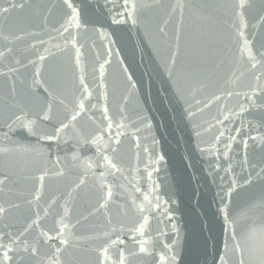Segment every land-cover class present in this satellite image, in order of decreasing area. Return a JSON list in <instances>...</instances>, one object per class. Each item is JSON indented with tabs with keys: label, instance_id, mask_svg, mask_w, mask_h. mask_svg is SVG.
<instances>
[{
	"label": "water",
	"instance_id": "water-1",
	"mask_svg": "<svg viewBox=\"0 0 264 264\" xmlns=\"http://www.w3.org/2000/svg\"><path fill=\"white\" fill-rule=\"evenodd\" d=\"M69 2L0 0V245L12 249L0 264H117L121 249L125 264H161L177 230L179 257L165 264H264V0H210L234 26L220 67L198 81L157 32L176 0L135 24L124 0ZM198 24L186 9L183 30Z\"/></svg>",
	"mask_w": 264,
	"mask_h": 264
},
{
	"label": "snow or ice",
	"instance_id": "snow-or-ice-1",
	"mask_svg": "<svg viewBox=\"0 0 264 264\" xmlns=\"http://www.w3.org/2000/svg\"><path fill=\"white\" fill-rule=\"evenodd\" d=\"M64 3L68 6V8H72V4L69 2V0H64ZM245 0H240V7H244ZM125 5V11L127 12L128 20H131L132 23L137 22V14L142 9H151L155 7H162L161 0H143V3L138 4L137 0H124ZM188 10L189 12L195 14L199 20V24L195 27L189 26L188 30L184 29V17H185V10ZM177 10H179V16H180V27H175L173 25L172 33L170 34L168 30V26L173 23L175 19V15L177 13ZM6 11V10H5ZM217 8L213 5V3L210 2V0H205L204 3H201L198 8H195L194 5L191 4L190 0H176V3L171 5V10L168 11L167 19L163 20L162 25L157 26V32L162 37L165 38L166 43L168 44L169 48L171 49L173 46V37H174V43L176 51L171 52V58L172 63L176 64L177 61H181V72L186 77L192 79L193 81H198L200 77L206 76L210 77L216 69H218L223 62V52L221 45L224 41L228 40L232 36V29L234 26V22H230L227 19H221L217 15ZM73 13L75 14V9H73ZM74 18V16H73ZM262 21H264V17L260 18ZM117 23L122 21H115ZM240 31L238 35H243V28L244 24L241 22L239 25ZM67 31V29H65ZM6 38V37H5ZM16 39H20V37H16ZM183 39V43H181ZM247 45L245 44L242 47V52L246 50ZM10 51V50H9ZM5 53L3 51H0V57H3ZM40 60L45 59L44 56H40ZM250 60H255V57L250 56ZM19 63V61H17ZM31 63V62H30ZM257 62L252 63L251 67L255 68L257 66ZM103 65H100L101 70L103 69ZM9 71H13V69H9ZM102 74V73H101ZM5 75V73L0 72V76ZM36 76H39V69L36 71ZM259 78V77H257ZM11 79V77H9ZM34 83L39 84V80L34 81ZM83 80H81V84H83ZM205 86V85H201ZM85 91H87V86L84 88ZM47 91V89H46ZM11 93L13 96L16 95V88L15 86L12 87ZM216 99H219V97H216ZM60 103H63V100L60 101ZM199 103V101H197ZM52 107L51 104L48 105V109L50 110ZM77 107L80 109V111H77L76 114L72 117L73 120H75L81 112L84 110V103L83 101H80ZM43 112V115L41 119L48 120V112L45 111L43 108L41 109ZM104 112L107 113V108L104 109ZM227 117H225L226 119ZM16 119L19 121L21 120L20 116H17ZM105 119H107V115H105ZM35 124V121H26L22 124L23 127L28 129L29 131L32 129L33 125ZM68 125L64 124L61 128L56 130V136L58 137L60 132L63 130V128H67ZM109 127H111V124H109ZM53 136H48L47 139L51 140L53 139ZM96 141L94 140L93 143ZM0 151H6V150H0ZM106 161L110 164L112 168L115 169V164H112L111 161L107 156L104 157ZM261 171H264L262 169ZM59 175H62L63 173H58ZM259 175V173H258ZM5 179H0V185L5 183ZM41 181L43 180V177H40ZM83 183V181H81ZM111 198V191L108 192L107 197L105 198V203H102L100 205L101 208H104L107 203V199ZM35 200L40 199V193L37 191L35 197ZM31 203V201H29ZM7 210L3 207H0V215H3ZM223 211V210H221ZM67 214V210H66ZM145 218V223H146ZM37 221L34 220L32 223L28 224L25 231L32 228L33 224H36ZM145 223H142L139 225V227L135 230L138 235H143L145 231ZM68 226L61 224L57 236H49L48 233H43L47 239L45 240V243H47L49 240H55L59 237H62L65 233V230ZM23 235V233H21ZM18 239V238H17ZM181 238L179 236L178 230H177V238L173 241L172 246L169 247L166 245L165 247L168 248V251L172 253L171 256L162 255L160 256V262L161 264H165V261L174 262L179 257V247H180ZM12 243H15V241H12ZM59 243L61 245L67 244L66 239H59ZM124 244L123 239H115L111 241L112 245L115 244ZM145 241H137L138 244V253H147V249L144 246ZM0 247H4L5 251L3 252L4 260L7 261L10 257L8 253L12 250L11 248H7L6 246L0 245ZM24 251H28L27 246L23 249ZM59 248H57V252H59ZM236 250H239V246L237 245ZM32 254H36V248L33 247L31 249ZM108 252V248L104 247L102 249L101 255L104 256V260H108L107 255H105ZM137 253H133L135 255ZM58 256L56 257V260L54 261V264H58ZM220 261H225V257L221 255L219 257ZM126 257L124 255L123 250L120 251V256L117 264H125ZM103 264V262H102Z\"/></svg>",
	"mask_w": 264,
	"mask_h": 264
}]
</instances>
